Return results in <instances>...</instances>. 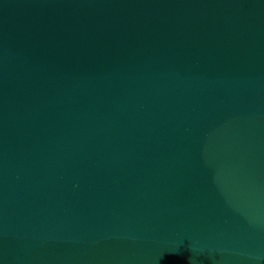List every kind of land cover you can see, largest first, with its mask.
<instances>
[{"label": "water", "instance_id": "water-1", "mask_svg": "<svg viewBox=\"0 0 264 264\" xmlns=\"http://www.w3.org/2000/svg\"><path fill=\"white\" fill-rule=\"evenodd\" d=\"M0 264H264V0H0Z\"/></svg>", "mask_w": 264, "mask_h": 264}]
</instances>
